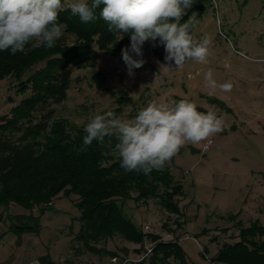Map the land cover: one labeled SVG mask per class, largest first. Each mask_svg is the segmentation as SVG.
Wrapping results in <instances>:
<instances>
[{"label": "rangeland", "instance_id": "1", "mask_svg": "<svg viewBox=\"0 0 264 264\" xmlns=\"http://www.w3.org/2000/svg\"><path fill=\"white\" fill-rule=\"evenodd\" d=\"M61 2L67 8L69 0ZM191 17L198 21L194 36L210 39L207 63L188 61L175 69L174 61L161 59L146 41L141 56L130 52L145 63L129 76L114 44L102 49L95 43L99 58L74 67L67 99L51 106L53 121L65 122L73 132L84 130L97 113L112 111L129 118L152 99H189L199 111L222 115L223 129L211 138L210 150L204 151L207 142L186 144L163 167L183 186L184 195L177 198L181 214L166 211L157 199L124 201L136 225L157 240L146 237L137 244L117 235L93 244L97 250H92L77 237L81 213L75 195L60 194L44 212L42 206L27 210L11 203L2 208L0 264H179L175 259L154 261L153 248L159 242H178L187 264H220L214 260L223 245L241 241L239 228L253 222L264 227V0H211ZM69 40L68 47H78L73 36ZM166 63L172 68L167 73L160 71ZM209 70L215 88L205 83ZM225 83L231 84L230 90L220 87ZM20 85L13 75L0 79V118L31 93L21 91ZM209 97L223 101L232 112ZM111 154L119 157L114 150ZM16 215L37 218L38 230L14 234L10 225L26 222ZM106 250L115 253L117 262Z\"/></svg>", "mask_w": 264, "mask_h": 264}, {"label": "trees", "instance_id": "2", "mask_svg": "<svg viewBox=\"0 0 264 264\" xmlns=\"http://www.w3.org/2000/svg\"><path fill=\"white\" fill-rule=\"evenodd\" d=\"M210 1L192 0L181 23L193 13L204 11ZM88 2L91 4L92 0ZM102 7L95 10L96 19L88 23L73 16L68 8L60 11L58 22L67 27L52 48L28 45L25 52L15 55L10 49L0 51V79L13 75L20 82L21 91L31 92L9 115L0 118V224L4 221L2 208L11 203L27 210L42 206L40 211L44 212L53 207V200L60 194L75 195L81 213L77 237L92 250H97L93 244L117 235L137 244H143L146 237L157 240L155 235L145 234L136 225L125 211L124 201L157 199L166 211L180 215L177 198L184 195L183 186L176 183L169 168L154 169L149 175L125 172L120 157L111 154L117 143L114 137H106L103 144L94 140L82 152L84 130L73 132L65 122L53 121L55 109L51 106L67 99L73 68L99 58L93 45L97 43L104 49L114 44L117 48L114 54H122V49L130 43L128 33L115 34L108 30V23L100 17ZM71 36L77 48L68 47ZM147 42L154 45V52L161 59L165 58V51H160L164 46L158 40ZM209 100L232 112L223 101L211 97ZM37 113L40 117L36 122ZM18 216L26 222L10 225L14 234L38 230L37 218ZM239 231L241 241L224 244L214 261L264 264V227L253 222L249 228L241 227ZM153 252L156 262L175 259L179 264H187L178 242H159ZM106 253L112 258L116 256L107 250Z\"/></svg>", "mask_w": 264, "mask_h": 264}, {"label": "clouds", "instance_id": "3", "mask_svg": "<svg viewBox=\"0 0 264 264\" xmlns=\"http://www.w3.org/2000/svg\"><path fill=\"white\" fill-rule=\"evenodd\" d=\"M101 5L100 17L108 23V30L130 36V48L122 49L129 76L145 63L130 52L141 56L146 41L158 40L164 46L165 61H174L175 69L188 61L207 63L210 39L194 36L198 23L194 17L181 23L192 0H92L91 4L88 0H69L67 8L88 23L96 19L95 10ZM64 8L61 0H0V51L10 49L15 55L25 52L28 45L54 47L67 27L58 22ZM161 70H172L170 63L161 64ZM204 79L208 87L217 86L211 70ZM220 87L230 90L231 84ZM223 126L224 118L217 111H199L189 99H152L129 118L117 117L112 111L90 116L80 151L86 152L94 140L103 144L106 137H114V151L125 172L149 175L154 169H162L186 144L211 143Z\"/></svg>", "mask_w": 264, "mask_h": 264}, {"label": "built area", "instance_id": "4", "mask_svg": "<svg viewBox=\"0 0 264 264\" xmlns=\"http://www.w3.org/2000/svg\"><path fill=\"white\" fill-rule=\"evenodd\" d=\"M212 145H213V141L212 140H211V143H206L205 146H204V151L210 150V148L212 147ZM146 228L148 229V227H146ZM112 262H114V263L117 262L116 261V258H113L112 259ZM127 262L128 261L124 262V264H127Z\"/></svg>", "mask_w": 264, "mask_h": 264}]
</instances>
